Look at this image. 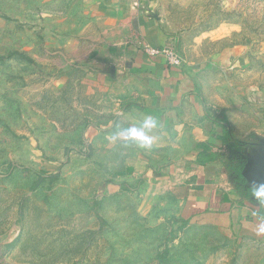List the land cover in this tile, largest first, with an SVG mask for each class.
I'll list each match as a JSON object with an SVG mask.
<instances>
[{"label": "rangeland", "instance_id": "rangeland-1", "mask_svg": "<svg viewBox=\"0 0 264 264\" xmlns=\"http://www.w3.org/2000/svg\"><path fill=\"white\" fill-rule=\"evenodd\" d=\"M153 1L207 99L264 140V0ZM86 5L0 0V264H264V245L146 199L119 109L70 70Z\"/></svg>", "mask_w": 264, "mask_h": 264}, {"label": "crops", "instance_id": "crops-1", "mask_svg": "<svg viewBox=\"0 0 264 264\" xmlns=\"http://www.w3.org/2000/svg\"><path fill=\"white\" fill-rule=\"evenodd\" d=\"M90 17L80 27L70 70L101 88L119 109L118 130L141 127L155 137L136 142L144 191L168 206L171 219L213 227L238 241L264 245V140L234 131V117L207 99L204 75L185 59L173 66L148 50H176L177 39L153 0H85Z\"/></svg>", "mask_w": 264, "mask_h": 264}, {"label": "clouds", "instance_id": "clouds-1", "mask_svg": "<svg viewBox=\"0 0 264 264\" xmlns=\"http://www.w3.org/2000/svg\"><path fill=\"white\" fill-rule=\"evenodd\" d=\"M157 126L158 121L154 117L146 116L141 122V127H129L123 132L118 133V135L124 142H136L141 148H150L155 137L147 135L144 129H155ZM253 195L261 203H264V184L254 188ZM260 231L264 232V225L261 226Z\"/></svg>", "mask_w": 264, "mask_h": 264}, {"label": "built area", "instance_id": "built-area-1", "mask_svg": "<svg viewBox=\"0 0 264 264\" xmlns=\"http://www.w3.org/2000/svg\"><path fill=\"white\" fill-rule=\"evenodd\" d=\"M152 55H164L169 63L173 66H181L184 64L185 58L176 50H148Z\"/></svg>", "mask_w": 264, "mask_h": 264}]
</instances>
